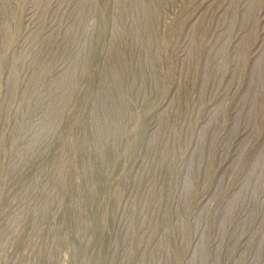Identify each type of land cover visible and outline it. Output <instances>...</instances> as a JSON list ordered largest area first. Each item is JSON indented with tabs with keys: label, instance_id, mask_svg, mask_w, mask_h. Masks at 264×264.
<instances>
[{
	"label": "rangeland",
	"instance_id": "obj_1",
	"mask_svg": "<svg viewBox=\"0 0 264 264\" xmlns=\"http://www.w3.org/2000/svg\"><path fill=\"white\" fill-rule=\"evenodd\" d=\"M0 264H264V0H0Z\"/></svg>",
	"mask_w": 264,
	"mask_h": 264
}]
</instances>
